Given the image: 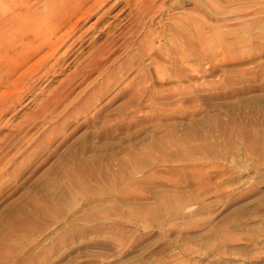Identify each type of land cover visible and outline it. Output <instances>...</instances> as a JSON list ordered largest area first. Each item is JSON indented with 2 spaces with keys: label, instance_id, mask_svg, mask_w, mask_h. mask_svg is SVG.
<instances>
[{
  "label": "rangeland",
  "instance_id": "rangeland-1",
  "mask_svg": "<svg viewBox=\"0 0 264 264\" xmlns=\"http://www.w3.org/2000/svg\"><path fill=\"white\" fill-rule=\"evenodd\" d=\"M44 1L0 0V23L46 13ZM107 1L64 65L35 58L0 87V264H264V0H199L206 16H191L214 34L205 56L195 41V68L158 78L117 68V52L83 82L87 53L128 25L127 0ZM181 1L158 3L185 17ZM69 78V99L34 121Z\"/></svg>",
  "mask_w": 264,
  "mask_h": 264
},
{
  "label": "bare ground",
  "instance_id": "bare-ground-1",
  "mask_svg": "<svg viewBox=\"0 0 264 264\" xmlns=\"http://www.w3.org/2000/svg\"><path fill=\"white\" fill-rule=\"evenodd\" d=\"M92 1L93 0H78L77 2L75 1V3H72V0H45L44 2L46 4V8H48L46 13L42 14L38 10L36 11L33 10L30 13L29 17L22 21H12V22L6 21L0 23V40H1V36L6 37V39H3L4 44L0 43V87L1 86L3 87L4 84L7 85L10 79L13 78L15 71H17L20 68L28 67V64L31 61H33L35 58L36 60L32 63V65H34L35 68H39L42 70L52 60H54V62L52 61L53 63L51 64L50 68H56L61 63L64 65L66 60L69 58L70 54L74 50V48L77 46L78 42L82 41L81 40L82 37L89 31L91 27H93L96 24L99 18L92 26H90L85 31L81 32L80 35H78L75 39L73 38L74 35L77 34L82 29L84 23L90 17L98 13L99 9H101L102 5L106 3L107 0H97L91 3ZM121 1L122 0H116L115 2L116 4H119L121 3ZM126 5L129 8L131 7L130 11L126 14V17L124 18L127 19L128 25H125L124 28H119L115 33L111 35L107 34L106 36L107 38L103 42L101 41V44L98 45L95 44V46H93L91 50L87 53V56L84 57V60L79 64V66L77 65L78 67L76 68H80V69L75 70L74 73L78 72L79 74L78 76L82 77L83 82L86 79H89V77L93 72L100 71L102 68L104 69L110 68L111 66L110 64H112L110 63V61L115 62L117 59H119L118 56L115 55L117 52H121L122 55L128 54V60L127 61L125 60V62L118 65L117 68H126V69L153 68V73L158 78H161L162 76L165 77L168 75V73H166L167 68H195L193 63V55H194L193 50L195 47V41L198 42L199 44L200 54L204 56L206 55L208 50L207 44L212 34H214V30L212 29L210 23L204 20V17L206 16L207 12L205 7L199 0H188V1L180 2L179 7H181L182 10L185 12V17H180V16L177 17L174 16L172 13L169 14L168 12H164L165 11L164 5L158 3V0H127ZM199 9L202 10L200 14L204 16L203 17L204 21L202 20L197 21L191 16L190 12L195 10L199 11ZM166 10L169 9L166 8ZM225 10L226 9H224L223 11L222 7L216 5L215 9L211 10V13L215 16L219 15L221 17L222 15H225L224 14ZM72 38L73 40H71ZM225 45H227V43ZM117 55H119V53ZM231 57L232 56L230 54V50L226 49L224 51V60L229 61L231 60ZM108 63L110 64L108 65ZM4 66L16 68V69L8 72L5 71L4 73H2L3 68L1 67ZM107 70L108 69H106V71ZM120 75L121 74H119V76ZM146 75L147 73H142L141 82L143 83L147 82L148 79L146 80ZM66 79L65 82H61V84L59 83L60 86L58 88L56 86L57 89L55 88L56 90L53 93H50V95L46 94L45 96L46 98H43L45 99L43 104L41 105L40 103L41 107L39 108L40 109L39 113L36 114L35 112L36 115L33 117L34 121L40 115H44V121H45L47 116H49L52 112H54L57 109V107L61 105L60 103L63 102L65 98L70 96L69 94L72 91V89H75L73 88L74 85H79L78 83H80L78 80L77 83L75 81V78H69L68 80ZM27 80L28 79H26V76L25 78L22 76L19 78V81L21 82L26 83ZM106 84L108 85L107 82ZM124 86H126V88ZM124 86H123L124 89H127V85L124 84ZM129 86H130V90L132 91L134 86L133 85L132 86L129 85ZM138 89L139 86L135 85L134 90H138ZM15 96L16 95L14 94L13 97ZM155 96L157 97L160 96V92L157 91ZM14 100L15 98H12L5 103L9 104V101H14ZM8 106L10 107V105ZM8 110L11 111V108ZM35 111L37 110L35 109ZM23 119H25V117ZM24 129L25 131L27 130L26 127L22 125L20 130L22 131ZM52 136L54 137L53 134ZM5 139L7 138L5 137ZM11 144L13 143H10V145ZM5 145L6 144L0 146L1 154L4 151V148L6 149ZM46 157L47 155L45 156V158ZM72 178H75V175ZM5 181H7V179ZM34 208L36 209V205L34 206ZM37 208L40 210L43 209L39 205H37Z\"/></svg>",
  "mask_w": 264,
  "mask_h": 264
}]
</instances>
